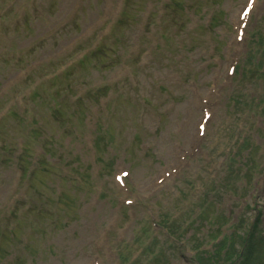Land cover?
Masks as SVG:
<instances>
[{"label":"rangeland","instance_id":"1","mask_svg":"<svg viewBox=\"0 0 264 264\" xmlns=\"http://www.w3.org/2000/svg\"><path fill=\"white\" fill-rule=\"evenodd\" d=\"M246 1L130 0L108 34L123 0H0V264H196L257 218L264 238V0L226 79Z\"/></svg>","mask_w":264,"mask_h":264},{"label":"trees","instance_id":"2","mask_svg":"<svg viewBox=\"0 0 264 264\" xmlns=\"http://www.w3.org/2000/svg\"><path fill=\"white\" fill-rule=\"evenodd\" d=\"M252 238V235H251ZM250 243L245 248V252L243 254V262L242 264H252L255 254L257 253L258 241L256 239L249 241ZM199 261L201 262L202 256L199 254Z\"/></svg>","mask_w":264,"mask_h":264},{"label":"snow or ice","instance_id":"3","mask_svg":"<svg viewBox=\"0 0 264 264\" xmlns=\"http://www.w3.org/2000/svg\"><path fill=\"white\" fill-rule=\"evenodd\" d=\"M250 3H251V0H249V6H250ZM243 11H244L245 13H247L248 9L245 8Z\"/></svg>","mask_w":264,"mask_h":264},{"label":"bare ground","instance_id":"4","mask_svg":"<svg viewBox=\"0 0 264 264\" xmlns=\"http://www.w3.org/2000/svg\"><path fill=\"white\" fill-rule=\"evenodd\" d=\"M129 178H130V176L127 179H129Z\"/></svg>","mask_w":264,"mask_h":264}]
</instances>
